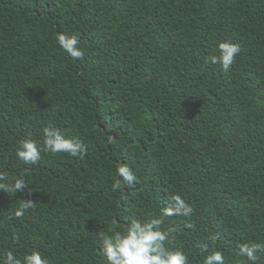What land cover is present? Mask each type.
<instances>
[{
  "label": "trees",
  "instance_id": "16d2710c",
  "mask_svg": "<svg viewBox=\"0 0 264 264\" xmlns=\"http://www.w3.org/2000/svg\"><path fill=\"white\" fill-rule=\"evenodd\" d=\"M57 32L79 37L83 59ZM222 40L242 49L227 73L205 63ZM46 126L87 155L22 164L17 141ZM122 164L137 182L112 192ZM0 171L29 184L0 192V252L106 264L98 231L179 193L194 211L165 218L169 246L202 264L216 236L223 264H246L237 243L264 241V0H0ZM18 199L35 203L20 218Z\"/></svg>",
  "mask_w": 264,
  "mask_h": 264
},
{
  "label": "clouds",
  "instance_id": "9594fccd",
  "mask_svg": "<svg viewBox=\"0 0 264 264\" xmlns=\"http://www.w3.org/2000/svg\"><path fill=\"white\" fill-rule=\"evenodd\" d=\"M54 39L59 48L74 61L83 59L85 53L79 47V37L66 32H57ZM218 55L207 57L205 63L219 65L222 72L227 73L241 53L239 43L222 40L217 44ZM87 147L80 142L63 134L59 129L46 126L39 139L25 136L17 141L15 155L24 165H37L42 153L52 156L67 154L69 157L83 159L87 155ZM117 178L113 179L111 190L119 192L128 185H134L137 177L133 169L126 164L116 168ZM25 175L8 176L0 171V192L10 198L17 193H24L28 186ZM19 207L13 215L22 217L28 209L34 208L32 199H18ZM170 203L160 208L159 214L145 219L131 218L124 222L123 230L109 227L107 231H98L100 255L106 264H189V256L182 249L170 247L175 239L171 228L162 227L167 217L189 218L193 215V207L179 193L169 196ZM130 221V222H129ZM13 239L19 237L13 233ZM216 236H208L200 245L203 255L202 264H223L224 253L216 248ZM237 251L246 264H258L264 258V241H244L237 243ZM0 264H51L46 254L38 249L16 254L9 249L0 252Z\"/></svg>",
  "mask_w": 264,
  "mask_h": 264
}]
</instances>
